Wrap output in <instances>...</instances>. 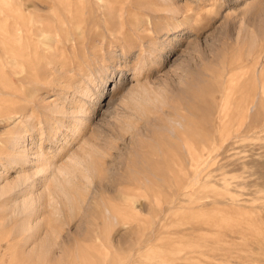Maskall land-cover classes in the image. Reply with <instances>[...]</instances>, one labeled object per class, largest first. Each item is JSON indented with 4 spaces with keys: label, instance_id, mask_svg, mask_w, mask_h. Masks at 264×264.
<instances>
[{
    "label": "rangeland",
    "instance_id": "rangeland-1",
    "mask_svg": "<svg viewBox=\"0 0 264 264\" xmlns=\"http://www.w3.org/2000/svg\"><path fill=\"white\" fill-rule=\"evenodd\" d=\"M0 264H264V0H0Z\"/></svg>",
    "mask_w": 264,
    "mask_h": 264
},
{
    "label": "bare ground",
    "instance_id": "bare-ground-1",
    "mask_svg": "<svg viewBox=\"0 0 264 264\" xmlns=\"http://www.w3.org/2000/svg\"><path fill=\"white\" fill-rule=\"evenodd\" d=\"M4 6V5H3ZM246 112V111H245Z\"/></svg>",
    "mask_w": 264,
    "mask_h": 264
}]
</instances>
